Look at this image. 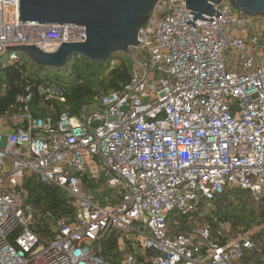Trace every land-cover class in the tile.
Wrapping results in <instances>:
<instances>
[{"label":"built area","instance_id":"obj_1","mask_svg":"<svg viewBox=\"0 0 264 264\" xmlns=\"http://www.w3.org/2000/svg\"><path fill=\"white\" fill-rule=\"evenodd\" d=\"M186 5L157 3L121 91L55 119L33 116L27 88L18 114H0V264H112L102 254L111 232L128 251L120 264H264V221L236 226L206 209L238 191L264 215V18L223 1L193 28ZM85 39L84 26L26 24L18 0H0V59L6 47ZM10 53L4 67L21 61ZM33 174L74 210L51 217L52 234L21 191Z\"/></svg>","mask_w":264,"mask_h":264},{"label":"trees","instance_id":"obj_2","mask_svg":"<svg viewBox=\"0 0 264 264\" xmlns=\"http://www.w3.org/2000/svg\"><path fill=\"white\" fill-rule=\"evenodd\" d=\"M134 67L132 60L117 55L104 63L73 57L62 70H49L36 65V70L31 71L22 59L8 67L0 64V114H18L21 107L18 99L30 88L33 97L31 108L35 118L52 116L57 119L63 110H70L77 115L92 98H104L121 91L130 82ZM43 88L55 89L56 94L66 102L60 103L58 99L46 101ZM91 188L90 184L86 185V189ZM21 191L25 194L26 203L35 209L38 231L44 235L52 234L55 227L51 217L58 219L74 215L68 195L55 185L43 183L37 175L25 177ZM231 197L239 198L238 206L223 204ZM219 201L222 204L214 205L213 213L221 219L243 224L246 228L264 221V215L255 212L246 193H229ZM117 240L118 235L111 232L102 243L103 257L112 264H120L122 260Z\"/></svg>","mask_w":264,"mask_h":264},{"label":"water","instance_id":"obj_3","mask_svg":"<svg viewBox=\"0 0 264 264\" xmlns=\"http://www.w3.org/2000/svg\"><path fill=\"white\" fill-rule=\"evenodd\" d=\"M160 0H18L19 21L41 26H84V42L62 43L56 51L35 46L6 47L21 52L37 66L62 69L69 59L104 63L117 53L128 54L137 47L138 34ZM229 1L233 9L249 17L264 18V0H186L194 21L206 24L215 14V5ZM214 21L209 19V22Z\"/></svg>","mask_w":264,"mask_h":264},{"label":"rangeland","instance_id":"obj_4","mask_svg":"<svg viewBox=\"0 0 264 264\" xmlns=\"http://www.w3.org/2000/svg\"><path fill=\"white\" fill-rule=\"evenodd\" d=\"M253 18H255L256 20H262L263 19L262 17H259V16H254ZM14 53L17 55V57H19L20 59H22L27 64V66L29 67V69H31V71L32 70L33 71L36 70V64L33 61H31L26 55H24L21 52H14ZM10 55H11L10 52L6 53L0 59V64H3L4 65V64L8 63L9 62V59H10ZM116 55L119 56V57H122V58L123 57L129 58L130 60H132L133 63H134V60L135 61L137 60V57H135V51L132 50V49L129 50L128 54L117 53ZM230 62H233V59H231ZM47 69L54 70L53 68H47ZM62 69H58V70H62ZM104 194H106V193H104ZM103 195H101V196H103ZM239 196H240V194H239ZM206 209L208 211H210L211 213H213L214 207H212L209 204V205H207ZM175 218H176V214H173L172 215V219L175 220ZM231 222H233L236 226H244L243 224H239V223L236 224L234 221H231Z\"/></svg>","mask_w":264,"mask_h":264},{"label":"crops","instance_id":"obj_5","mask_svg":"<svg viewBox=\"0 0 264 264\" xmlns=\"http://www.w3.org/2000/svg\"><path fill=\"white\" fill-rule=\"evenodd\" d=\"M119 238V237H118ZM117 247H118V243H117ZM122 253V258L124 257V253H126V252H121ZM138 259H139V261L141 262V260H142V256L141 255H139L138 256Z\"/></svg>","mask_w":264,"mask_h":264}]
</instances>
